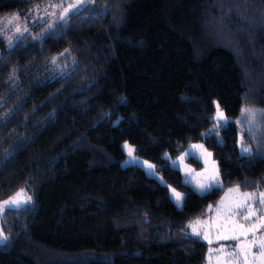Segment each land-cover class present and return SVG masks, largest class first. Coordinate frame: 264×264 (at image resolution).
Instances as JSON below:
<instances>
[{"label": "trees", "instance_id": "obj_1", "mask_svg": "<svg viewBox=\"0 0 264 264\" xmlns=\"http://www.w3.org/2000/svg\"><path fill=\"white\" fill-rule=\"evenodd\" d=\"M76 3L0 0V20L60 11L10 44L0 32V203L26 201L0 213V264H205L192 223L229 189L264 193L252 128L251 156L233 121L221 144L203 135L214 101L229 118L264 109V0H81L61 20ZM123 143L184 195L181 210L120 168ZM191 144L211 153L220 189L195 194L163 159Z\"/></svg>", "mask_w": 264, "mask_h": 264}, {"label": "rangeland", "instance_id": "obj_2", "mask_svg": "<svg viewBox=\"0 0 264 264\" xmlns=\"http://www.w3.org/2000/svg\"><path fill=\"white\" fill-rule=\"evenodd\" d=\"M42 13V11H40ZM60 13L59 10L51 9L49 15H46V12L42 14L35 13L32 17L24 18V19H16L13 20L11 24L7 21L11 18L12 15L6 16L0 20V32L7 43H12L18 37L27 33L29 27L32 25L33 21H41L46 18H51V16H57ZM19 28L20 31L17 32L16 28ZM27 29V31H25ZM214 111L211 116L212 124L208 130H206L203 135H213L216 138V142L221 144L220 130L223 127H217L218 124H223L224 121H218L216 119L217 112V103L213 102ZM258 109V108H251ZM264 110V109H258ZM221 111V110H220ZM224 114V113H223ZM247 115V114H245ZM227 123L233 121L238 128L237 133V150L240 156H251L252 149L249 147V143L247 141L246 132L249 128L256 132L257 135L261 137V141H264V119H262L259 115H257L256 121L253 123L245 119L242 116V111L239 116L235 118H229L224 115ZM227 125V124H226ZM127 143H123L120 146L121 152L123 154V160L120 162V168H129L134 167L141 170L145 177L156 181L160 186L165 187L167 189V195L170 202L173 204L176 210H181L183 205V200L180 206L177 205L175 201V197L172 193V187L168 186L163 179L156 173L155 176L149 175V169L147 164H151L147 162L141 167L136 162H129L131 158L128 155L127 149L124 148V145ZM129 145V144H128ZM193 145H202V144H191L189 145L184 152L176 157L175 159L169 158L167 155L163 156V159L168 162L170 168L179 172L181 177V183L187 187H189L195 194L202 196L205 195L212 190L220 189L221 182L217 170L216 163L213 161L212 155L207 156L206 153H210L204 146L203 149L193 148ZM130 146V145H129ZM132 147V146H131ZM248 147L251 149L250 153H242V148ZM133 148V147H132ZM206 150V152H205ZM135 156V154H134ZM181 156L184 157L183 162L179 159ZM138 161L143 163L145 162L142 159L138 158ZM173 161H175V165H173ZM152 165V164H151ZM213 174H216V181L213 183V187L211 190L207 191L204 194H201V190L198 187L200 183H210L209 177ZM163 181V182H162ZM236 190L235 188H232ZM178 192V191H177ZM180 193V192H179ZM182 194V193H181ZM253 198L251 200H246L245 194H241L238 191L229 190L225 191L223 195L219 198L218 202L211 206L203 219L197 220L190 226V236L199 240L203 244L206 245V259L205 264H244V256L240 255L239 257L233 256L232 253L239 243L238 241L233 240H223L219 239L221 236H232V235H240L238 231L233 232V228L236 224H244L246 228H251L253 225L256 226L257 231L255 236L250 232L247 241H251L256 239L257 241L264 239V205L259 204L260 194L253 193ZM183 199L184 195L182 194ZM245 202L246 205H251L253 209L256 210L257 215L253 216L250 220L245 221L243 219L244 215L248 212V207L245 206L243 208H237L236 205L238 203ZM259 217V219H257ZM198 222V223H197ZM193 225L196 227V231L199 233L197 235L193 232ZM245 238L241 237V241H244ZM258 255V253H257ZM249 264H259V261H253L252 255H249Z\"/></svg>", "mask_w": 264, "mask_h": 264}, {"label": "snow or ice", "instance_id": "obj_3", "mask_svg": "<svg viewBox=\"0 0 264 264\" xmlns=\"http://www.w3.org/2000/svg\"><path fill=\"white\" fill-rule=\"evenodd\" d=\"M85 2H91V0H85ZM81 3V0H77L76 4L69 5L68 8H65L63 13L60 16V19L63 20L65 16H67L71 11L73 10H79V5ZM19 19V14H12L11 18L8 19V23L11 24L13 20ZM16 31L19 32L20 29L17 27ZM27 31V29H25ZM53 63L56 62V58H53ZM247 114V115H245ZM257 115H259L262 119H264V110H258V109H251V108H245L242 110V116L245 117L246 120L255 122L257 119ZM216 119L218 121H224L223 124H218L217 127H225L227 124V120L224 117V114L222 111H220L219 105H217V112H216ZM193 148L197 149H203V145H193ZM124 148L127 149L128 155L131 158L129 162H136L138 163L141 167L144 166V164H147V162H139L138 158L134 156L135 149L129 146L128 144L124 145ZM206 152V150H205ZM251 149L248 147H243L242 148V153H250ZM207 156H211V153H206ZM181 162H183L184 157L181 156L179 158ZM175 161H173V165H175ZM147 167L149 169V175L150 176H155L154 172V166L151 164H147ZM209 181H212L210 183H200L198 184V187L201 190V194L206 193L207 191L211 190L213 187V183L216 181V174H213L210 176ZM163 182V181H162ZM230 192L232 191H238V189L233 190L229 189ZM23 190L21 192L16 193L14 197H12L9 200H5L2 203H0V213H3L6 209H12V208H19L22 203L25 201H22L19 199V197L22 195ZM173 196L175 197V201L177 202V205L180 206L183 196L181 193L177 192L175 189H172ZM254 194H245L246 200H251L253 198ZM31 197H27V201H30ZM259 204L264 205V193H260V199H259ZM247 206L248 207V212L246 215H244L243 219L245 221L250 220L253 216H256V210L251 207V205H246L245 202L238 203L236 205L237 208H243ZM259 219V217H257ZM198 223V222H197ZM193 227V232L199 235V233L196 231L195 225ZM233 232L238 231L240 235H232V236H221L219 239L223 240H233V241H238L239 243L236 245L232 255L239 257L240 255L244 256V264H249V255H252L253 261H259V264H264V239H261L257 241L256 239H253L251 241H247V237L249 233L251 232L253 236H255V233L257 231V228L255 225H253L251 228H246L244 224H236L234 228L232 229ZM241 237H244L245 240L241 241ZM8 240V237L3 234L2 231H0V244L5 243ZM258 253V255H257ZM237 264H239V261H237Z\"/></svg>", "mask_w": 264, "mask_h": 264}, {"label": "water", "instance_id": "obj_4", "mask_svg": "<svg viewBox=\"0 0 264 264\" xmlns=\"http://www.w3.org/2000/svg\"><path fill=\"white\" fill-rule=\"evenodd\" d=\"M15 195H16V194H15ZM15 195H14V196H15ZM14 196H13V197H14ZM10 199H11V198H10ZM19 199L22 200V201H25V198H24L23 195H21V196L19 197ZM8 200H9V199H8ZM1 203H2V202H1ZM25 203H26V201H25L24 203H22V204L20 205V207L24 206ZM20 207H19V208H20ZM12 209H18V208H12Z\"/></svg>", "mask_w": 264, "mask_h": 264}]
</instances>
